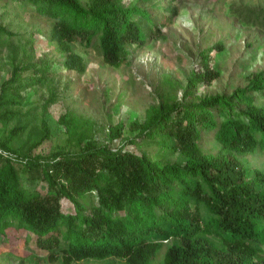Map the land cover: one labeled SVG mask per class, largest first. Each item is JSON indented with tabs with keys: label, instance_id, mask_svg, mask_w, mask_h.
<instances>
[{
	"label": "trees",
	"instance_id": "16d2710c",
	"mask_svg": "<svg viewBox=\"0 0 264 264\" xmlns=\"http://www.w3.org/2000/svg\"><path fill=\"white\" fill-rule=\"evenodd\" d=\"M14 1L52 21L47 40L64 53L61 65L67 70H84L83 58L72 51L74 41L89 46L96 38L103 62L115 69L128 62V45L145 43L141 20L135 17L143 21L150 15L134 4ZM161 11L174 18L178 8ZM253 18L261 19L256 25L264 31V10ZM149 23L151 36L159 35L163 26L152 19ZM13 37L0 25V47L11 46ZM215 48L200 53V71L188 78L183 100H163L150 106L142 121L130 123L129 131L137 132L133 138H122L124 127L117 123L107 126L105 141H98L95 123L72 110L58 117L64 139L47 153L37 150L55 133L43 117L38 133L18 147L27 123L1 134L0 242L21 231L29 247L47 252L49 264H151L163 247L161 264H264V172L242 158L264 151V107L255 106L253 97L264 94V72L253 74L246 87L230 95L192 102L187 98L198 85L219 76L207 53ZM12 64L10 78L0 85V122L27 116L13 109L20 92L49 80L46 61ZM57 99L52 92L42 106L43 116ZM202 131L214 132L215 155L202 153ZM177 153L180 159L174 162ZM40 183L45 187L41 192Z\"/></svg>",
	"mask_w": 264,
	"mask_h": 264
},
{
	"label": "rangeland",
	"instance_id": "374dc122",
	"mask_svg": "<svg viewBox=\"0 0 264 264\" xmlns=\"http://www.w3.org/2000/svg\"><path fill=\"white\" fill-rule=\"evenodd\" d=\"M121 4L124 7L134 4L149 13L150 16L138 23L147 34L144 45H128V62L115 69L103 62L96 38L89 46L74 41L72 51L84 60V70L76 72L61 65L64 53L47 40L52 21L36 15L23 1L0 0V25L15 35L11 46L0 47V85L10 78L12 63L23 61L38 65L43 60L50 63L51 68L45 85L29 86L20 92L22 98L13 109L28 115L0 122V135L18 122L27 123L19 136L18 147L38 133L43 117L55 133L52 140L37 150L47 153L64 139L58 117L72 110L95 123L98 141H105V129L117 123L124 127L122 138H133L137 132L129 131L130 123L135 119L142 121L148 108L163 100H170L169 103L183 100L188 78L200 71V53L216 45L220 47L207 53L219 76L211 84L198 85L187 98L190 101L198 102L208 95H230L236 88L246 87L253 74L264 72V31L256 25L261 19L253 18L259 10H264V0H121ZM173 6L178 8L174 18L159 9ZM251 11L253 14L248 18ZM166 16L172 20L170 23ZM239 17L251 23L242 24ZM150 19L163 26L159 35L149 36ZM135 20L142 19L135 17ZM30 38L32 44L24 45ZM29 74L25 72L22 76L27 78ZM52 92L58 95V103L49 105L43 116L42 106ZM253 97L255 106L264 107V94L254 93ZM215 117L218 122L222 120L217 113ZM199 146L202 153L215 155L219 145L214 132L202 131ZM242 158L249 167L264 172V151L245 154ZM179 159L178 153L171 157L174 162ZM44 188L42 183L37 186L40 192ZM17 233L21 237L9 235L0 242V264H49L47 252L33 250L24 242V234ZM164 250L165 247L154 255L151 264H161ZM115 264L124 263L116 261Z\"/></svg>",
	"mask_w": 264,
	"mask_h": 264
},
{
	"label": "clouds",
	"instance_id": "9594fccd",
	"mask_svg": "<svg viewBox=\"0 0 264 264\" xmlns=\"http://www.w3.org/2000/svg\"><path fill=\"white\" fill-rule=\"evenodd\" d=\"M127 7H129V6H127ZM166 8H170V7H166ZM159 9H164V8H159ZM141 21H142V20H141ZM141 21H140V22H141ZM148 31H149V33H150L149 36H151V28H148ZM146 35H147V34L145 33V39H146Z\"/></svg>",
	"mask_w": 264,
	"mask_h": 264
}]
</instances>
